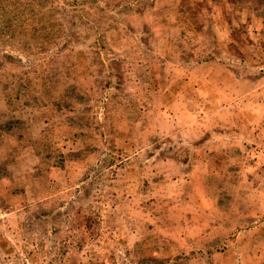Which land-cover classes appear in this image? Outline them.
Segmentation results:
<instances>
[{"label":"rangeland","instance_id":"374dc122","mask_svg":"<svg viewBox=\"0 0 264 264\" xmlns=\"http://www.w3.org/2000/svg\"><path fill=\"white\" fill-rule=\"evenodd\" d=\"M0 264H264V0H0Z\"/></svg>","mask_w":264,"mask_h":264}]
</instances>
